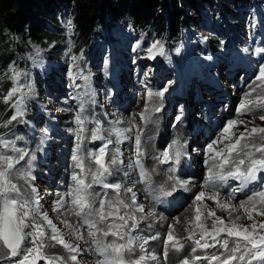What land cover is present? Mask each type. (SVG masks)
Masks as SVG:
<instances>
[{
  "label": "snow or ice",
  "instance_id": "6c2138e0",
  "mask_svg": "<svg viewBox=\"0 0 264 264\" xmlns=\"http://www.w3.org/2000/svg\"><path fill=\"white\" fill-rule=\"evenodd\" d=\"M257 51L264 50L257 49ZM75 59L76 57H73V60ZM5 77L11 80L13 86L0 100L5 104H11L15 109V115L11 120H16L24 114L26 101L31 96L32 85L28 81V74L21 73L15 68H11L9 73L0 75V80ZM22 77H24L23 83ZM84 79L86 80L87 77ZM256 80L259 84L245 95L237 113L240 117L246 113H258V118L264 121V67L260 69ZM155 95L161 96L163 93ZM152 96L153 93L149 89V102ZM154 110L158 111V109ZM83 112L84 107L81 104L80 113L75 118L79 128L76 132V152L72 156L75 168L80 171L73 173L71 177L73 184L66 193L63 195L57 193L60 198L55 201L54 210L59 212L67 204L65 214L70 212L79 218L75 226L67 221L64 222L77 240H85V235L80 229L86 226V243L90 242L88 250L99 257L96 264H148L157 257L154 253H148L145 248L147 240L137 244V238L131 235V232L139 227L140 222L135 213L143 212V206L136 204V193L132 187L124 188L120 183L105 182L106 176L111 175V165L123 163L118 160L120 155L118 149L113 152L109 162L106 163L104 159L105 150L113 143L111 137L115 136L117 144L130 139L131 137L126 133L132 132L133 127H138L135 125L136 118L133 116L129 121V127H116L115 125L121 121H114L113 127L107 130H104L98 121H94L96 127L91 130V139L104 140L105 144L99 152L88 153L92 163L86 166L81 151L87 119L83 116ZM139 118L146 126L149 122L147 107L139 114ZM248 123L242 118L228 121L221 135L207 145L208 158L205 161L207 177L202 187L208 191H200L196 195L195 214L192 220L187 222L190 227L186 229L189 232L186 239L194 245L192 248L194 255L191 259H182L180 264H205V262L206 264H264V220L256 219L257 216L264 217V184L261 185V190L254 191L238 205L228 202L235 198L237 191H243L248 185L264 179V127L255 125L249 127ZM240 125L244 126V131L237 134L234 129ZM105 131L108 132V137L103 134ZM141 136L142 133L137 130L135 166L139 167L140 175L147 183L149 173L141 163V157L144 155ZM42 144L43 139L37 150H42ZM185 148L186 145L176 140L155 159L161 163L171 161L178 165L181 156L187 154ZM35 159V151L30 152L27 148L17 147L15 139L0 136V260L6 261V264H39L41 260L46 261V264H70V262L79 264L80 247L66 242L61 230L48 214L40 211L39 191L30 183L35 179L31 172ZM21 162H24V165H21ZM175 171V167L168 169L169 173ZM167 179L171 183V191L161 185L160 195H171L177 188L188 190L190 181L180 180L175 175H169ZM229 179L239 181L240 186L231 190L227 201H221L220 189ZM19 180L25 182L27 193L21 190L17 183ZM95 184L101 185L104 189H112L114 196L109 198L105 193L104 197L100 198L99 193L91 191ZM122 189L125 194L131 193V203L125 202L122 198ZM66 197H70V201ZM155 199L159 202V197ZM205 200L212 201L216 208L227 212L228 221L217 216L216 211L207 205H205L206 215H202L200 203ZM97 201H99L98 206ZM241 211L242 215L232 218L233 213H241ZM242 218L252 223L247 226L238 223ZM209 219H211V228L208 227ZM176 222L179 223V218ZM46 228L51 230L50 234L46 232ZM194 229L199 230L198 236ZM167 239L174 250L183 249V245L172 231L168 232ZM49 240L63 246L69 253L67 260L46 253ZM209 248H215L217 251L209 255L195 254L197 251L206 252Z\"/></svg>",
  "mask_w": 264,
  "mask_h": 264
},
{
  "label": "rangeland",
  "instance_id": "374dc122",
  "mask_svg": "<svg viewBox=\"0 0 264 264\" xmlns=\"http://www.w3.org/2000/svg\"><path fill=\"white\" fill-rule=\"evenodd\" d=\"M257 2L260 3V0H257ZM222 6L228 11V13L223 12L221 16L219 15V18L217 17L218 19L215 23L203 24L202 22H198L192 23L191 25H184L183 28L185 29V33L181 35L182 40L179 42V48L177 49H168L166 48L165 43H159L155 41L154 38L150 39L146 37L143 41L142 39L144 38V35L139 37L138 34L134 35L132 30L129 29L119 31L116 34V40L112 41L101 39L100 41H94L90 44L91 55L86 58H82L80 55L78 57L75 56L76 50L69 49L65 51L63 56L59 57L61 59V62L59 63L51 60L46 54H44L43 51L35 49L33 54L35 65L32 66V70L28 72V81L32 85V92L30 98L26 101L24 114L16 120H11V117L15 115V109L11 106V104H5L2 100H0V107H4L7 110L5 114H0V134H2L5 138L15 139L17 147L27 148L30 152L35 151L36 159L33 161L31 172L32 176L35 177L32 181L36 183L37 186L35 187L39 191L38 198L40 211L48 214L49 218L53 221L57 228L61 230L66 242L72 244L71 235L68 232L71 229H69L64 222L67 221L69 224L75 226L79 218L70 212L64 216L62 211L57 212L54 210V207L55 201L60 198L57 196V193H60L61 195L66 193L73 184L71 179L73 173H78L80 171L75 168V161L72 160V156L73 150H76V132L79 128L75 118L77 114L80 113L81 107H76L73 96L68 94V92H62V94L60 93L56 95L55 99H53L51 95L46 94L45 88L59 79L61 81L64 80V82L67 83V78L70 77V79H73V81L71 80L73 82H71V85L80 87L81 92L86 95V101L88 104L83 106V116L87 118L84 125L86 131L83 133L84 141L81 149L82 154L85 157L86 166L92 163L88 158V153L91 151L89 149V144L97 142L98 140L91 139V130L96 127V124L93 122L98 121L102 128L107 130L113 127L112 122L121 121V123L115 126L119 128H126L130 126L129 121L133 118V116H135V125L138 127H133L132 132L126 133V135L131 138L125 139L116 145V148L120 153L118 160L123 161V163L118 162L115 165H111V170L116 171V168H119L120 171L117 173L121 174V168L124 169L122 166L125 165V163L127 164L128 161V169L132 168V170H134L132 178H141L135 166V161L137 159L135 146L136 131L139 130L142 133L141 142L143 152H145L148 144L147 139L145 140V135L149 134L151 137L155 138V141L159 139L157 144L161 145L156 152L154 150L153 154L156 157V155L158 156L161 152H164L172 145L174 133L170 130H179L180 127V123L178 122L171 126L176 119L174 110L169 113L168 117L166 116V112L160 113L161 110L159 105L154 104V100L156 101L155 92H153V97L151 102H149L146 92L156 77V69L164 68L166 71H171V73H173L177 67L182 66L185 62H190V60H188L190 55L199 54L201 51L208 53L200 54L202 57L207 56L201 59V63H203V61H208V55L216 46L219 48L230 49L232 44L235 43L246 49L249 45H251V38L254 35L249 32L251 31V33H253L255 29L264 30L263 5H259L260 8H254V6L251 9L244 10V12H241L237 8L233 7L230 3L222 4ZM185 14L193 16L195 19H200L196 11L191 8L186 9ZM232 32L233 34L237 32V35L232 36ZM214 36H218L220 38L218 44H214L212 39ZM122 50L125 53H123ZM73 57H76V59L73 60ZM123 60H125V64H122L126 69L124 71L125 76H127L132 83L137 82L139 84V90L129 88L128 85H125L127 92H131L133 99L136 102L135 105H130L129 110L127 111L122 110L118 105H115L116 107L111 105L112 95L110 93L109 82L106 81V77L110 73L109 67L118 66L123 62ZM139 64L142 68L139 67ZM127 72H129V75ZM95 74H98V76L96 77ZM84 77H87V79L85 80ZM21 82H24V77L21 78ZM258 84L259 82L256 80L255 84L251 86L247 93H249L252 88L257 87ZM67 85L68 83L66 86ZM165 85L167 86V84ZM257 90L259 91V89ZM204 95H206L205 92ZM231 95L233 98H236L234 102L235 116L226 119L223 116V113H220L225 122L223 128L227 125L228 121L241 118L244 121L249 122V127L254 125L264 127V121H261L258 118V113H246L243 117H240L237 113V109L245 96L239 97L238 93L233 92H231ZM1 97L2 96L0 95V98ZM210 97L211 95H208L206 97V101L209 100ZM133 99L131 98L132 103H134ZM121 102L128 104V102L123 99H121ZM202 102L203 101L200 102V105ZM39 105L41 111L40 115L42 118L47 117L49 120H54V126L60 130L61 134L58 137H54L52 135L53 131L45 129L41 125H37L38 122L40 123L42 121H39L41 118L37 109ZM146 107L148 108L149 122L145 126L144 121L140 120L139 114L143 112ZM154 109H158V111H155ZM88 111L91 112L88 113ZM232 113H234V111ZM33 117L38 118V120L36 122L32 121ZM186 124L187 126L182 124L185 134L188 132L192 133V128H189L191 126V122L188 121ZM222 125L215 128L213 132L214 134L212 133L213 135L206 138L205 141H203L204 139H201L203 136L201 133L197 137L190 134L191 140H186L185 142V150L187 154L185 156L186 159L183 160V166L186 165L188 168H191L192 173L191 175L184 176L182 178L184 181H187L189 176L191 177L196 175L198 178V186L200 187V185H203L207 177V169H205V171L202 170V166L205 165V161L208 158L207 145L221 135L223 131V128L221 129ZM4 130H7L8 132L3 133ZM234 131L239 134V132L244 131V126L240 125L234 129ZM103 134L106 137L109 135L107 131ZM65 135L69 137L68 140L64 138ZM192 137L194 138L193 140ZM111 138L114 141L115 136H112ZM42 139V150H37V146L40 145ZM23 142H26L24 146L21 145ZM127 144H129V147ZM108 146L110 147L109 152L104 157L106 163L110 161L113 143ZM40 152L52 156V167L54 168V176H56L53 183L51 182L52 180L50 181L46 176V174L49 173L47 172V164L46 166L45 164H37V162L40 161V159H38ZM144 159L145 153L141 157L142 161H144ZM47 163L50 164L51 161H48ZM172 163L173 162L164 164L171 166ZM64 164L66 166H64ZM21 165H24V162H21ZM179 166L180 171H186V169H184L185 167L178 165L176 168L178 174L180 173L178 171ZM59 176L62 178L61 181L60 178H58ZM48 180L52 186H49V182H47ZM63 181L66 182V184H64L65 191L61 192L55 187L57 184H62ZM17 183L21 187V190L27 193V191H25V189H27L25 187V182L23 180H19ZM159 186L161 185L159 184ZM92 188L93 189H91V191H94L95 188H97V191L94 192L99 193L101 198V192L103 191L98 184L93 185ZM113 194V190L110 189L108 197L112 198L114 196ZM195 197L192 200L195 201ZM122 198L125 202L127 201L125 196H122ZM66 199L70 201L71 198L66 197ZM146 201L147 199L142 194L139 197L136 196L137 205H141V203ZM177 201L180 203V198L179 200L177 199ZM233 201L240 202L239 200ZM98 204L99 201H97V206ZM190 207V201L184 203L183 205H178L176 207L177 214L171 218L176 219L179 216H183ZM67 208L68 205L66 204L65 208H63L65 209V213ZM215 211L217 216L225 219L226 222L228 221V213H218L217 210ZM202 215H206V210L202 212ZM236 215H242V211L241 213H233L232 218L234 219ZM256 219L264 220V217L257 216ZM238 223L247 226L251 224L252 221L242 218L238 221ZM208 227L211 228V219L208 220ZM45 230L49 234L51 233L50 229L46 228ZM86 230V226L82 227V231L86 232ZM196 234L197 236L199 235V230L196 231ZM182 235L187 237L189 232L185 231ZM48 244L49 246L45 249V251L49 256H61L66 260L68 259V252L62 245L56 244L55 241L50 240L48 241ZM52 245L55 246L53 247ZM208 250L207 252H201V255H203V253H208ZM215 251L216 250L214 249V252ZM80 255L81 254L78 256ZM184 258H187V256H183L181 259ZM176 261L177 264L180 263L179 260ZM0 264H6V261L0 260ZM39 264H46V261L41 260L39 261Z\"/></svg>",
  "mask_w": 264,
  "mask_h": 264
},
{
  "label": "trees",
  "instance_id": "16d2710c",
  "mask_svg": "<svg viewBox=\"0 0 264 264\" xmlns=\"http://www.w3.org/2000/svg\"><path fill=\"white\" fill-rule=\"evenodd\" d=\"M225 3L232 4L241 12L254 6H264V0L260 3L257 0H0V75L9 73L11 68L28 74L35 65V49L59 63V57L69 49L76 50L75 56L86 58L91 55L90 44L94 41L116 40V34L125 29L132 30L139 37L144 35L143 41L146 37L154 38L165 43L168 49H177L181 35L185 33L184 25L215 23L219 15L228 13L222 6ZM190 8L200 19L185 14V10ZM233 35L237 32H232ZM212 39L214 44L220 41L218 36ZM238 49L251 54L248 48L238 46ZM228 50L216 46L207 60L216 63L225 57ZM201 53L208 54L201 51L189 56L191 65L203 66L201 59L207 56L202 57ZM71 80L67 78L68 85L73 83ZM67 83L60 79L55 81L45 88L46 94L55 99L65 91ZM12 86L8 77L0 80V95L4 97ZM37 109L41 121L40 105ZM6 112L4 107H0L1 115ZM37 120L32 118L34 122Z\"/></svg>",
  "mask_w": 264,
  "mask_h": 264
},
{
  "label": "bare ground",
  "instance_id": "6f19581e",
  "mask_svg": "<svg viewBox=\"0 0 264 264\" xmlns=\"http://www.w3.org/2000/svg\"><path fill=\"white\" fill-rule=\"evenodd\" d=\"M179 125H180L179 130H175V131L170 130L171 132L174 133L173 139H172V145H173V142L176 140H179L180 143L183 145H186L185 144L186 140H191V136H190L189 132L185 134V132L183 131L184 128H183L182 124L180 123ZM146 139L148 141V144H147V147H146L145 152H144L145 153L144 162H146L147 171L149 173V178H148L147 183L144 181V179L142 177L141 178H135V179L132 178L133 174H134V172H133L134 170H132V168L128 169L123 176L121 174H118V179L114 180V182H119L120 184H122L124 186V188H127L129 186L132 187L133 191L136 193L137 197L141 196V194H142L147 199L146 202L141 203V205L144 208V211L135 213L138 220L140 221L139 222L140 224H139V227L135 231L131 232V235L133 236V235H135V233L137 231H141L148 238L146 245L149 244V247L146 249H147L148 253H154L155 256L157 257L156 260L149 261L148 264H169V263L177 264L176 260L179 259L180 257L187 256V258L191 259L192 255H194L192 252V248L194 247V245L192 244L191 241L187 240L186 237H184V235H182V234L185 231H187L186 230L187 228L190 227V225L187 222L189 220H192V218L194 217V214H195L194 213V206L197 204V202L192 200V199L200 191H206L207 192L208 190L204 189L202 187V185H200V187H199L198 186V178L196 177V175H193L191 177L189 176V179L187 180V181H190L187 191H185L182 188H177V190L173 191L171 195L164 196L165 200L173 199V200L177 201L178 198H181V202L179 203V205L180 204L183 205L184 203L189 202V201L191 202V207L188 209V211L186 213H184L183 216L177 217V218H179V223L176 222L177 218L172 219L171 217L177 214L176 208H174V209L163 208L162 203L157 202V199H155V197L160 195V193L158 192V188H160L159 184L165 185V187L169 191H171V183L167 179V177L169 175H175V176L179 177L180 180H183L182 178L184 176L191 174L189 171H188V173L186 172V174H182V173L178 174L177 170L175 171V173H169L168 172L169 168H172V167L177 168L178 165H181V167H182L184 164L183 160L186 159L185 158L186 155L181 156L180 163L178 165H175L174 163H172L171 166L170 165L167 166L164 163H159V161L157 159H155V156L153 154H154V150L156 152V150L160 147L161 144L160 145H158L157 143L155 144V138L151 137L149 134L145 135V140ZM193 139L194 138L192 137V140ZM116 145H117V143L115 142V138H114L112 152L110 154L111 157L113 155V152L115 150H117ZM156 157H157V155H156ZM127 165H129L128 161H127L126 166ZM183 167H185L187 170L189 169L186 165H184ZM116 169L118 170V168H116ZM205 169H206V166L203 165L202 170L205 171ZM30 183L34 186H37L36 183L32 180L30 181ZM25 191H28V190L25 189ZM94 191L96 192L97 188H95ZM151 191H152V193H151ZM223 194L226 196H224ZM121 195L126 197L127 203H131V199H130L131 193L125 194L123 189H122ZM220 199H221V201H227L228 195L225 192H223V193L220 192ZM245 199H247V198H245ZM239 201H243V199H241ZM228 202L233 204V205H238V203H239V202H234L233 200H230ZM205 205H207V207H209V208H213L214 210H217L218 213L225 212V211H221L219 208H216L215 204L212 201L205 200L202 203H200L201 213L206 210ZM64 210L65 209L62 208L60 211H62L64 213V216H65L67 214H65ZM123 211L124 210H122V213H123ZM152 213H155V215H152ZM225 213H227V212H225ZM142 221H144V222H142ZM117 222H119V221H117ZM80 230H81V232L84 233L85 240H77L74 237V235L72 234V230L68 231L69 234L71 235L72 244L78 245L81 249V252H80L81 255L78 256L79 264H96V260L99 259V257L92 254L88 250L90 247V242L86 243L87 230H86V232L82 231V227ZM169 231H172L173 235L175 237H177L180 244L183 245L182 250L177 251L171 247V243L168 242V239H167ZM194 231L196 232V231H198V229H194ZM154 236H156L158 238L153 239L152 237H154ZM110 239H111V237H110ZM215 250L217 251V249H215ZM164 252L167 253V258L163 257ZM195 254L201 255V252L197 251ZM68 257H69V253H68ZM89 257H90V259H89ZM180 262H181V260H180Z\"/></svg>",
  "mask_w": 264,
  "mask_h": 264
}]
</instances>
